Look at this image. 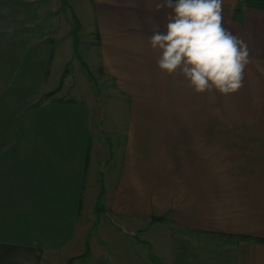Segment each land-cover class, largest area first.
<instances>
[{
	"label": "crops",
	"instance_id": "1",
	"mask_svg": "<svg viewBox=\"0 0 264 264\" xmlns=\"http://www.w3.org/2000/svg\"><path fill=\"white\" fill-rule=\"evenodd\" d=\"M60 3L0 0V264H67L86 238L93 244L97 204L126 234L162 225L153 234L172 264H264V241L255 240L264 239V164L254 161L244 182L212 167L227 143L233 156L264 159L261 123L251 133H213L224 126L213 123L215 99L226 95L197 94L179 70L159 69L149 37L166 32L172 10H156L166 0H66L68 18ZM222 7L223 27L250 52L243 87L231 94L258 104L264 0ZM72 14L79 40L78 15L91 20L87 58L73 55ZM82 60L111 82L104 99ZM65 70L61 88L44 97ZM109 242L91 247V264H132L126 246Z\"/></svg>",
	"mask_w": 264,
	"mask_h": 264
},
{
	"label": "clouds",
	"instance_id": "2",
	"mask_svg": "<svg viewBox=\"0 0 264 264\" xmlns=\"http://www.w3.org/2000/svg\"><path fill=\"white\" fill-rule=\"evenodd\" d=\"M223 0H166L156 10L171 9L166 32L154 30L151 48L157 65L168 75L179 70L197 94L213 90L223 95L243 87L250 62L248 45L222 25Z\"/></svg>",
	"mask_w": 264,
	"mask_h": 264
},
{
	"label": "rangeland",
	"instance_id": "3",
	"mask_svg": "<svg viewBox=\"0 0 264 264\" xmlns=\"http://www.w3.org/2000/svg\"><path fill=\"white\" fill-rule=\"evenodd\" d=\"M60 5L63 9V13L68 18V12L66 10L67 8L65 4L60 3ZM78 17L83 24L80 31L78 50L79 52H81V54H84V56H86L91 54L90 43L92 42V31L90 30V24L92 23L89 19V16L85 14H79ZM80 44H82L83 46H81ZM81 65L83 66L82 71L85 74L86 79L88 80V84L93 90H95L96 92L98 91L97 95H100L101 99H104L105 90L110 89V87L112 86L111 82L107 79L99 81V75L96 76L98 78H95L94 75L90 76L89 74L91 73V71L88 68L89 65L87 61L82 60ZM68 67L70 68V65H68ZM73 73L75 75L76 71L73 70ZM261 90L264 91V87H261ZM249 97H251V95H249ZM257 97L260 99L258 104L250 103L252 98L247 99V95L241 96V94H228L226 95V97H218L217 99H215L216 106L222 107L221 109H213L212 117L216 118L213 119V123L217 124V121L220 120L222 121V123H224V126L213 125V133L219 132L220 129H222V132L226 131L228 133H251L253 130V123L256 122L261 123L257 128L262 129L261 132H264V94L257 95ZM218 101L223 102L219 103ZM253 106H259L260 108H253ZM214 143L215 142H213V145ZM217 143L218 145H220L219 142ZM227 144L229 148H227L225 156L218 155L213 151L212 167L213 170H215V172L217 173H220V171L223 170L225 172L224 176L230 177L228 178L229 181L239 182L241 181V178H243L244 182L245 180H247V178L251 177L250 171L254 164V161L256 164L257 161H259L258 164L260 165L264 164V159H254L247 156L236 157L231 155L230 146L233 145V143ZM102 209L103 208L99 204H97L94 209L95 217L93 218V220H91V222H93L91 226V235L95 236L92 238L93 244L91 245L88 238H86L84 242L83 252L72 257V259H69L67 264H91V247L94 249L106 248L107 250L109 245L111 246V243L109 241H112L114 243L119 242L121 245L126 246L128 248L127 251H130L129 255H132V264H172L171 260L173 255H171L170 252L166 251V249L157 247L156 244L158 238H156V235L153 234V232H155L156 234L161 233L159 231L163 230L162 225L159 226L158 224V226L156 227V225L153 224L149 228L144 230L143 234H141L142 231L140 230H134L126 234V231L124 232V228L118 222H116L113 217L105 215L106 213H102V215L99 216V212H101ZM164 225H168L167 228L172 229L170 223H165ZM111 231H119L122 234L121 236L117 234L118 237L116 236L113 238V234H111ZM150 233L152 234L150 235ZM110 234L111 238L108 237ZM141 235L144 236V239H140ZM145 237H147V240H145ZM186 241L187 239L181 242L185 243ZM184 246L187 247L186 245ZM86 247H88V249L85 253ZM185 250H187V248H185ZM127 251L125 250V252Z\"/></svg>",
	"mask_w": 264,
	"mask_h": 264
},
{
	"label": "trees",
	"instance_id": "4",
	"mask_svg": "<svg viewBox=\"0 0 264 264\" xmlns=\"http://www.w3.org/2000/svg\"><path fill=\"white\" fill-rule=\"evenodd\" d=\"M62 2L66 4V0H62ZM72 15H73V21H74V27H73L72 32H71V35H72V51H73V55L75 57H79V50H78V43H79V38H78L79 22H78L77 18L75 17V15L74 14H72ZM66 74H67L66 73V70L63 71L58 86L55 89H53V90L45 93L43 96L44 97H49V96L53 95L55 92H57L61 88L62 83H63V79L66 76ZM89 75L91 76L92 74L90 73ZM159 219H161V218H159ZM248 239H251V237H248ZM255 240L264 241V239H262V238H256ZM87 249H88V247L85 248V253L87 252ZM70 259H72V258H70Z\"/></svg>",
	"mask_w": 264,
	"mask_h": 264
}]
</instances>
